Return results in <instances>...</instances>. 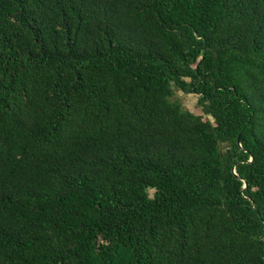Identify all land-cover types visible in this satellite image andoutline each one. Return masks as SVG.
<instances>
[{
	"label": "trees",
	"instance_id": "trees-1",
	"mask_svg": "<svg viewBox=\"0 0 264 264\" xmlns=\"http://www.w3.org/2000/svg\"><path fill=\"white\" fill-rule=\"evenodd\" d=\"M0 264H264V0H0Z\"/></svg>",
	"mask_w": 264,
	"mask_h": 264
},
{
	"label": "rangeland",
	"instance_id": "rangeland-1",
	"mask_svg": "<svg viewBox=\"0 0 264 264\" xmlns=\"http://www.w3.org/2000/svg\"><path fill=\"white\" fill-rule=\"evenodd\" d=\"M171 101H177L182 108L189 110L190 112L196 115H202L203 119L209 118L208 116L201 113L200 108L198 107V96L195 94H184L181 91L172 90V96L170 97ZM225 145H220V149L224 150ZM149 197H152L153 190H148Z\"/></svg>",
	"mask_w": 264,
	"mask_h": 264
}]
</instances>
